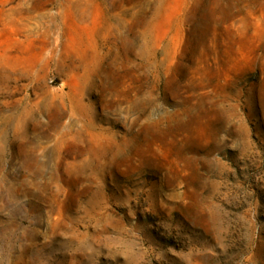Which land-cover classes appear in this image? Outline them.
<instances>
[{"label": "rangeland", "instance_id": "obj_1", "mask_svg": "<svg viewBox=\"0 0 264 264\" xmlns=\"http://www.w3.org/2000/svg\"><path fill=\"white\" fill-rule=\"evenodd\" d=\"M0 264H264V0H0Z\"/></svg>", "mask_w": 264, "mask_h": 264}]
</instances>
